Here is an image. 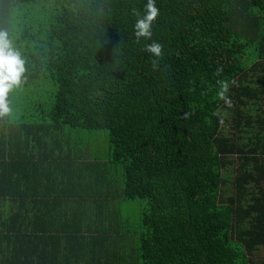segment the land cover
<instances>
[{
  "label": "trees",
  "instance_id": "trees-1",
  "mask_svg": "<svg viewBox=\"0 0 264 264\" xmlns=\"http://www.w3.org/2000/svg\"><path fill=\"white\" fill-rule=\"evenodd\" d=\"M148 2L0 0V31L25 60L20 92L40 88L30 121L0 116V196L18 161L47 160L34 149L67 148L52 161L63 178L119 173L141 209V264H264V0H154L151 37H138ZM94 133L101 149L85 142ZM2 231L0 246L49 245L33 225ZM47 251L0 264H51Z\"/></svg>",
  "mask_w": 264,
  "mask_h": 264
},
{
  "label": "crops",
  "instance_id": "crops-1",
  "mask_svg": "<svg viewBox=\"0 0 264 264\" xmlns=\"http://www.w3.org/2000/svg\"><path fill=\"white\" fill-rule=\"evenodd\" d=\"M18 151L26 152L24 148ZM34 151L40 155L31 158H41L46 153L47 160L17 162L20 167L18 174L12 172L8 176V195L0 196V204L3 206L0 208V229L5 232L8 227V233L12 235L28 233L33 225L40 237L47 238L50 246L40 244L44 241L35 240L6 243L0 249L8 247L10 255L0 258V263L6 260L9 263H23L30 260L31 249L48 248L51 257H47V260L51 264H59L60 261L61 264H141L138 257L139 228H131L121 214V209L127 203L121 197L120 178H94L91 165L90 169L74 170L73 177L63 178L52 161L65 160L67 148L63 150L52 145L47 150ZM56 153L62 154L55 159L53 155ZM84 160L85 164H94L96 161L91 155H86ZM35 171H47L46 184L44 178L29 177ZM14 248H17L15 258L11 252Z\"/></svg>",
  "mask_w": 264,
  "mask_h": 264
},
{
  "label": "clouds",
  "instance_id": "clouds-1",
  "mask_svg": "<svg viewBox=\"0 0 264 264\" xmlns=\"http://www.w3.org/2000/svg\"><path fill=\"white\" fill-rule=\"evenodd\" d=\"M146 15L136 22L137 36L150 38L151 22L156 19L158 9L154 5V0H149L146 5ZM147 51L159 57L161 55V45L153 42L147 46ZM26 72L25 60L21 53L13 46L7 32L0 31V116L10 114L11 108L8 104V94L14 88L22 84V76ZM227 85H224L226 91ZM221 98L225 99L223 92Z\"/></svg>",
  "mask_w": 264,
  "mask_h": 264
},
{
  "label": "rangeland",
  "instance_id": "rangeland-1",
  "mask_svg": "<svg viewBox=\"0 0 264 264\" xmlns=\"http://www.w3.org/2000/svg\"><path fill=\"white\" fill-rule=\"evenodd\" d=\"M27 89L22 90L20 92L19 87L14 88L13 91L10 92V105L9 107L11 108V112L9 114L8 117H17L14 118L12 120L16 121V122H28L30 121L31 118V112L29 110L30 107H33L35 103H37V101H33V97L35 98H40L37 94L39 93V89L40 88H36L33 89L31 87H26ZM24 94H28V95H24ZM69 132H75V131H70V129H68ZM84 132H103V131H84ZM95 134V133H94ZM88 136V139H86V141L84 140L82 135L77 134V137L79 139H83L85 142L87 143V146H92L93 148L96 149H101L100 147H102L104 141H102V139L100 138V135H86V137ZM81 143V142H80ZM95 150L93 152V155L95 154ZM98 154V153H97ZM93 159H102L99 155H95L93 156ZM90 169V168H88ZM91 171L93 169H90ZM100 176L102 175V172L100 171ZM119 173L117 174V177ZM120 178V177H119ZM141 209L136 205V204H132V205H125L122 209H121V214L126 218V223L133 229H138V225L136 224V222H138V215L140 214Z\"/></svg>",
  "mask_w": 264,
  "mask_h": 264
}]
</instances>
